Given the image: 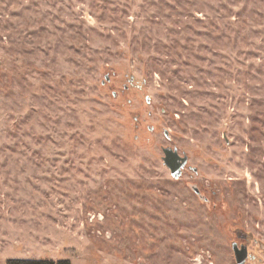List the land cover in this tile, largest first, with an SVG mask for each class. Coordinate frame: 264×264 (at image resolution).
<instances>
[{"label": "rangeland", "instance_id": "obj_1", "mask_svg": "<svg viewBox=\"0 0 264 264\" xmlns=\"http://www.w3.org/2000/svg\"><path fill=\"white\" fill-rule=\"evenodd\" d=\"M233 242L264 264V0H0V264Z\"/></svg>", "mask_w": 264, "mask_h": 264}, {"label": "water", "instance_id": "obj_2", "mask_svg": "<svg viewBox=\"0 0 264 264\" xmlns=\"http://www.w3.org/2000/svg\"><path fill=\"white\" fill-rule=\"evenodd\" d=\"M165 135H167V132H165ZM163 162L167 168H169L171 176L174 179H179L182 174L183 170L188 164V155L182 154L180 155L177 148H170L165 147L163 148ZM194 172H197L196 168H192ZM194 191L196 194H199V190L197 188H194ZM232 249L235 256L236 264H246L247 259L254 260V256L249 257L248 253V247L245 245H242L241 247L238 246L236 242L232 243Z\"/></svg>", "mask_w": 264, "mask_h": 264}, {"label": "trees", "instance_id": "obj_3", "mask_svg": "<svg viewBox=\"0 0 264 264\" xmlns=\"http://www.w3.org/2000/svg\"><path fill=\"white\" fill-rule=\"evenodd\" d=\"M18 264H24V262H18ZM29 264H71L69 260H44V261H32Z\"/></svg>", "mask_w": 264, "mask_h": 264}, {"label": "flooded vegetation", "instance_id": "obj_4", "mask_svg": "<svg viewBox=\"0 0 264 264\" xmlns=\"http://www.w3.org/2000/svg\"><path fill=\"white\" fill-rule=\"evenodd\" d=\"M190 168H191V170L193 171V169H192L193 167H190ZM195 173H197V172H195ZM199 194H200V193H199ZM199 194H197V195H199ZM237 237H238L239 240L244 241V240L242 239L241 235H239V236H237Z\"/></svg>", "mask_w": 264, "mask_h": 264}]
</instances>
